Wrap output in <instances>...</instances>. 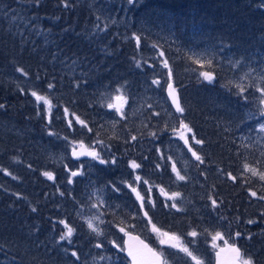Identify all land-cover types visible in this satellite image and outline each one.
Here are the masks:
<instances>
[{
  "label": "trees",
  "instance_id": "1",
  "mask_svg": "<svg viewBox=\"0 0 264 264\" xmlns=\"http://www.w3.org/2000/svg\"><path fill=\"white\" fill-rule=\"evenodd\" d=\"M103 1L0 0V264H84L95 237L85 218L77 221L79 209L92 190L133 200L111 192L124 176L127 195L130 182L145 191L134 204L145 220L129 231L156 248L149 227L182 241L219 233L264 264V0H123L121 15ZM64 58L81 60V75ZM96 84L138 97L165 96L171 85L183 111H147L108 127ZM181 130L189 166L174 152ZM79 140L108 167L73 176L70 158L69 169L57 158ZM112 209L104 234L135 221L127 208ZM60 221L73 228L71 243ZM104 244L108 258L129 264Z\"/></svg>",
  "mask_w": 264,
  "mask_h": 264
},
{
  "label": "rangeland",
  "instance_id": "2",
  "mask_svg": "<svg viewBox=\"0 0 264 264\" xmlns=\"http://www.w3.org/2000/svg\"><path fill=\"white\" fill-rule=\"evenodd\" d=\"M123 0H115V1H103L102 9H106V12H112L113 13H120V8ZM124 11V9H123ZM108 14V13H107ZM121 15V13H120ZM118 21V19L115 20V22ZM41 32V31H40ZM61 64L64 65L65 69L74 75H81V72H78L80 69L83 68V64L81 60H74L69 58H64L61 60ZM92 94H95V90H98V93L104 94L103 97L105 98V111L101 112V122H103L106 126L114 127L117 126L118 123L123 121H129L132 116H137L141 119H144L145 113L147 111L154 112L155 110L158 112L159 110H164L168 108L170 110V115L172 109L170 107V104L167 102L166 97L164 94L162 96L159 95V93H153L150 94L148 92H145L143 96L138 97L136 96V91L131 92H125L124 90L120 89L119 91L113 92L107 90L106 86L102 84H96L91 85ZM128 94V96H126ZM123 98H126V102L124 100L117 101L115 98L117 96H121ZM109 104H116L117 107H109ZM159 105V106H158ZM119 109V110H118ZM123 113V115H121ZM147 121V119H146ZM177 140L173 144V147L175 148V156H177L178 160L181 161V163L184 166H189L191 164L190 161H192V155L190 152L189 144L188 142L185 143V139L188 138L186 136V131L181 130L177 134ZM181 143L183 148L177 146L176 148V142ZM81 142L85 147L91 148L88 144L84 141H76L74 144L69 145V149L66 152L65 150H62V152H59L58 154V161L61 162L64 167L68 168V159L70 158V151L74 150L78 147H81ZM93 151H95L92 148ZM100 159L102 158V155L99 153ZM191 158V160H190ZM70 160V159H69ZM83 163H88L83 164ZM97 167L100 168H107L108 163H100V160L97 159L95 161H88V162H82L77 163L73 165V168L71 169L73 172H76V176H80V173L82 172V175L85 174L88 170L96 169ZM133 168V167H132ZM69 169V168H68ZM85 176V175H84ZM135 175H133L134 178ZM125 177V176H124ZM121 178L120 183L116 184L115 187H112L111 192L113 194H116V196H123L125 198L133 197V200L127 201L121 204H118L120 200H109V197L107 196V193L104 190H92L89 192V203L86 204L83 208L79 209L80 213L84 216L85 221H87L88 225V231L92 233L95 237L94 245L92 246V254L88 255V260L84 264H106L108 262L109 264H122L121 259H117V257L108 258L107 255H105V250L103 246H105L104 241L108 240L109 243L111 241L112 243V250L110 252L115 253L114 251H117L119 254L121 248L123 245H120L117 233L123 236L127 231L131 229V227H137L141 224L139 222L144 221V216L140 218L138 214L136 213V209L134 208V204L137 203L139 205V202H142L141 199L138 198L137 193H139V196L142 197L145 193L143 185H140V183L133 184L130 182L129 184L131 187H129V190L127 191L129 194H126V191H124V180ZM123 180V181H122ZM135 188L136 191L134 192L132 189ZM130 195V196H129ZM122 202V201H121ZM119 206L121 205L122 208H127L128 211L131 214V217L133 218L132 221L130 220V223L128 220H121L122 226L119 228H115L114 231L111 233L104 234V231L107 230V224L105 217V212H111L113 211V206ZM141 207V205H140ZM142 211V208H141ZM89 222L92 224V226L97 229L98 231H93L92 228L89 227ZM123 228L124 231H120V229ZM148 230L150 231L151 239L156 243L158 246V250L162 251L168 256V264H208L213 262V256L214 253L217 251L219 246L225 244L226 240L221 239H214L217 234L214 236H208L207 241L203 242V239L196 235V236H188V238H185L184 241H182V238L179 236H175L169 233V235H166L167 233L161 234L158 233L154 228L149 227ZM133 232V231H131ZM116 237V238H115ZM112 238V239H111ZM175 243V246L173 247L172 244ZM57 245V244H56ZM61 246L62 244H58ZM102 245V247L100 246ZM119 245V247H117ZM63 249H65V246H63ZM120 256V255H119ZM260 257V256H259ZM261 258V257H260ZM246 260V259H243ZM253 264H256V261L253 260ZM262 264V263H259Z\"/></svg>",
  "mask_w": 264,
  "mask_h": 264
},
{
  "label": "water",
  "instance_id": "3",
  "mask_svg": "<svg viewBox=\"0 0 264 264\" xmlns=\"http://www.w3.org/2000/svg\"><path fill=\"white\" fill-rule=\"evenodd\" d=\"M171 93V94H170ZM166 97L168 103H170L173 111L178 114L180 111L177 110V103L181 107V95L178 90L174 87L166 88ZM174 100L176 103H174ZM91 150L90 148L86 147H78L74 150H71L70 159L73 163L82 162V161H94L92 156L84 154L81 155L82 152H87ZM93 151V150H92ZM128 235L124 236V254L130 264H133V257L130 256L129 250L131 249L133 253L136 255L139 264H163V257L157 253L152 246L145 242L140 235H136L131 232H127ZM233 247L239 248L237 245L227 244L225 246L220 247L218 252L216 253L215 262L216 264H233L234 261L240 260L242 257V250L240 249V256L237 257L236 254L231 250Z\"/></svg>",
  "mask_w": 264,
  "mask_h": 264
},
{
  "label": "snow or ice",
  "instance_id": "4",
  "mask_svg": "<svg viewBox=\"0 0 264 264\" xmlns=\"http://www.w3.org/2000/svg\"><path fill=\"white\" fill-rule=\"evenodd\" d=\"M37 2H38V0H37ZM129 2L131 3V0H129ZM65 6H67V5H65ZM137 41H139V37H137ZM165 67H166V68L168 67L167 62H165ZM19 71L23 72V69H20ZM25 75H27V73H25ZM203 75L205 76V78L211 79V77L209 76V74H208L207 72L203 73ZM154 83H159V82H158V81H155ZM49 87H51V85H49ZM168 87L171 89L172 86L169 85ZM170 94H171V93H170ZM32 95H33L34 97H36V100H37V101L44 100V101L48 104L49 109L51 108V102L48 101L46 97H44V96H40V95H38L36 92H32ZM115 99H116L117 101H120V100L123 99L124 102H126V98H123L122 95H121V96H117ZM174 103H176L175 100H174ZM108 106H109V107H117L116 104H109ZM118 110H119V109H118ZM177 110H178V111H181V112L183 111V109L179 106L178 103H177ZM121 115H123V113H121ZM77 120L79 121V118H77ZM69 123H71V122H69ZM79 123H81L82 125L84 124L83 121H79ZM85 126H86V125H85ZM184 127L187 128V125H185ZM262 128H264V125H262ZM89 130H90V129H89ZM189 131H190V129H189ZM133 139H135V137H133ZM187 142H188L187 139H185V143H187ZM196 143L199 144V143H202V142H201L200 140H197ZM81 147H82V148L85 147V146L83 145L82 142H81ZM74 154H75V149H74ZM80 154H81V155L87 154V155L92 156L93 159H99V160H100V163H102V164H103V163H107V161H104L103 159H100V155H99V153L96 152V151L88 150L87 152H82V153H80ZM193 155L196 157L197 160H201V157H200L199 155H197L196 152L193 151ZM201 162H202V161H201ZM112 163H115V161H112ZM131 166H132L133 168H139V167H140V165L137 164V163H135V162H132ZM246 167H247V166H246ZM44 175L48 176L49 179H52V178H53L51 173H47V172H46V173H44ZM72 175L75 176V175H77V173H76V172H73ZM177 175L179 176V173H177ZM179 178H180V179H184L183 176H179ZM260 178H261L262 180H264V174H261V177H260ZM136 179H137V180H140V177L137 176ZM233 179H235V178L233 177ZM145 183H147V181H145ZM129 187H131V185H129ZM132 190H133L134 192L136 191L135 188H133ZM162 191H163V190H162ZM174 195H178V194H174ZM252 195L255 196L256 193L253 192ZM137 196H138L139 199L142 200V197L139 196V193H137ZM213 203H215V201H213ZM173 207H175V205H173ZM33 210H35V209H33ZM145 215H147V213H145ZM60 223L64 224L65 228H67V232L61 237V239H69V243H71V239H70V238H71V236H72V234H73V231H74L73 228L70 227V226H69L67 223H65L64 221H60ZM249 223H252V221H249ZM89 227L92 228L93 231H98L97 229H95V228L92 226V224H91L90 222H89ZM120 231L123 232L124 229L121 228ZM157 231H158V230H157ZM125 234L128 235V233H125ZM190 235H192V236H196L197 234H196L195 232H192V233H190ZM235 235H236L237 237H239L241 234H240V233H236ZM221 238H222V237H221V235H220L219 233L216 235V237H214V239H221ZM226 243H227V242H226ZM117 247H119V245H117ZM121 250H123V249H121ZM231 250L236 254L237 257L240 256V249H239V248L233 247ZM128 254H129L130 256L133 257V264H139V261L137 260L136 255L133 253V251H132L131 249L129 250V253H128ZM73 255H75V253H73ZM233 264H253V261H252L251 259H246V260H236V261L233 262Z\"/></svg>",
  "mask_w": 264,
  "mask_h": 264
},
{
  "label": "bare ground",
  "instance_id": "5",
  "mask_svg": "<svg viewBox=\"0 0 264 264\" xmlns=\"http://www.w3.org/2000/svg\"><path fill=\"white\" fill-rule=\"evenodd\" d=\"M85 206H86V205H85ZM83 219H84V217H83V215L80 213V215H79V217H78V220H77V221H78V222H81ZM48 235H49V237H50V238H52V237H53V236H52L51 234H49V233H48Z\"/></svg>",
  "mask_w": 264,
  "mask_h": 264
},
{
  "label": "flooded vegetation",
  "instance_id": "6",
  "mask_svg": "<svg viewBox=\"0 0 264 264\" xmlns=\"http://www.w3.org/2000/svg\"><path fill=\"white\" fill-rule=\"evenodd\" d=\"M172 246H175V243L174 244H172ZM163 254V253H162ZM163 256H164V258H165V255L163 254ZM208 264H215V262H214V256H213V262L212 263H208Z\"/></svg>",
  "mask_w": 264,
  "mask_h": 264
}]
</instances>
